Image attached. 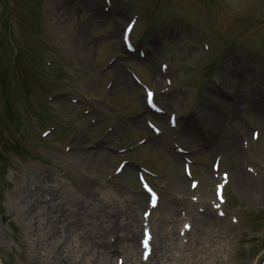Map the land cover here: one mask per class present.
<instances>
[{"label": "rangeland", "instance_id": "obj_1", "mask_svg": "<svg viewBox=\"0 0 264 264\" xmlns=\"http://www.w3.org/2000/svg\"><path fill=\"white\" fill-rule=\"evenodd\" d=\"M132 22L135 50L125 54L121 33ZM0 24V264H44L59 247L49 245L53 223L39 238L22 184L51 176L69 198L94 193L105 207L124 197L141 220L143 169L161 194L150 220L153 264H264V121L252 107L264 99V0H0ZM114 64L135 91L113 89ZM144 87L162 120L144 115ZM204 110L217 115L212 131ZM180 176L196 192L178 194ZM220 181L225 201L215 206ZM70 220L61 241L76 260L89 251L84 223L103 228L100 213ZM184 223L192 228L181 236ZM116 257L124 260L115 252L109 264Z\"/></svg>", "mask_w": 264, "mask_h": 264}, {"label": "bare ground", "instance_id": "obj_2", "mask_svg": "<svg viewBox=\"0 0 264 264\" xmlns=\"http://www.w3.org/2000/svg\"><path fill=\"white\" fill-rule=\"evenodd\" d=\"M100 15H103L100 13ZM112 38L114 37V33L111 35ZM117 47L118 44H115ZM125 54H128L125 52ZM152 62L151 55L146 60L147 64H150ZM111 73L115 77V82L113 84V89L118 90L119 88H123L124 90L133 92L137 88L133 85H130L127 81V77L122 72L118 64H114L111 68ZM235 89H239L240 83H237L235 79H231L229 82ZM235 96V95H234ZM254 113L261 118V120L264 121V99L258 98L252 105ZM143 113L146 115H152V117H156L159 120H162L161 116L153 115L150 111H148L147 107H143ZM205 115V122H207V126H209L210 131L214 129V127L217 125L215 123L217 119V115L212 111H203ZM214 120V123H213ZM139 120L137 122H134L136 126H140ZM262 136H264V131L262 132ZM233 139L235 136L232 137ZM151 141H153L155 138H150ZM232 143V142H231ZM226 146V144H217L215 145L214 149H222ZM236 149L234 145L229 146L228 151H232ZM241 150H238L240 152ZM178 156H176V159ZM127 170V169H126ZM125 170V171H126ZM129 171V170H128ZM127 171V172H128ZM126 172V174H127ZM237 173V171H235ZM234 172V173H235ZM202 176L208 177L211 176L210 171L207 169L202 170L201 172ZM242 179V178H241ZM232 181L234 182L235 186H238L239 179H237V175L232 176ZM51 182H56L55 179L51 178H45L40 181H29L26 182L24 185L22 184V187L24 188L26 192L27 201L30 204V210L32 211L33 217L36 219L37 228H43V233L39 238H43L46 236L50 229L48 225L50 223L55 224L52 228L54 230L55 235L52 233L51 235V243L50 245L56 244V246L59 245L58 250L56 251V254L52 255V261L44 262V264H61L62 262H68L72 260V257L70 255V252L67 249H64L65 241L62 240V230L65 227H73L76 223L74 220H70V218L73 217L74 213L79 214V218L82 219L84 216H88L90 213H100V219L101 224L103 223L108 224L107 229L101 230L100 228H92L91 226L94 225L95 221L90 220L86 221L88 225L84 228L82 233V241L86 248L89 247V251L84 250L81 251V255L79 256L80 259H76L69 264H79L82 259H86L89 256H92V259H90V264H109L110 256L113 252L117 251L118 249H123L124 251V258L125 262L128 264H135L137 263V259L134 260V254L132 248L134 250L136 249V238H137V218L136 214H134L136 208H133L132 206H128L125 203L124 197H120L119 199H116L115 197H112L114 200L113 202H110L107 204V206H103L101 201H98V198H95L94 193L84 192L82 191V197L83 200L77 201L72 198H69L65 193L61 191L60 186L55 185H49ZM31 186L32 188H30ZM58 190L59 192L54 190ZM176 192L180 195H187L190 192V188L187 187V184L185 182V178L180 176L177 180L176 185ZM202 192L203 198H205V195H208L209 192L205 190V185L201 186L200 189ZM122 191V189H121ZM121 191L119 193H121ZM136 205L140 208L141 203L143 201V195L140 194V197L136 198ZM50 201V202H49ZM97 201V203H96ZM133 203V202H132ZM106 208V209H105ZM22 209V208H21ZM99 211V212H98ZM164 211V209H163ZM106 214V215H104ZM83 215V216H81ZM164 212H159V218L164 219ZM43 221V222H41ZM35 233H38L35 232ZM64 233V231H63ZM114 235L115 240L111 243V241H104L106 235ZM49 236V234L47 235ZM111 237V236H110ZM126 244V245H124ZM124 245V246H123ZM162 243L160 244V249L158 252L162 254ZM55 246V245H54ZM125 248H122V247ZM52 248V247H50ZM53 250H56L53 249ZM92 251V252H90ZM187 254H177V256H174L173 259L177 262L181 261L182 259L188 258L186 256ZM116 259V258H115ZM156 259H158V254L156 256ZM155 259V260H156ZM141 261V260H139ZM155 261L152 260L151 263H154ZM116 263V262H115Z\"/></svg>", "mask_w": 264, "mask_h": 264}, {"label": "snow or ice", "instance_id": "obj_3", "mask_svg": "<svg viewBox=\"0 0 264 264\" xmlns=\"http://www.w3.org/2000/svg\"><path fill=\"white\" fill-rule=\"evenodd\" d=\"M149 95V103H151V93L148 94ZM150 191V190H149ZM155 199V194H153V200Z\"/></svg>", "mask_w": 264, "mask_h": 264}]
</instances>
